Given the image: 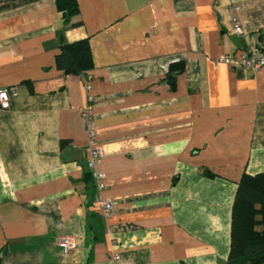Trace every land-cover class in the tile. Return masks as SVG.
I'll list each match as a JSON object with an SVG mask.
<instances>
[{
	"label": "crops",
	"instance_id": "1",
	"mask_svg": "<svg viewBox=\"0 0 264 264\" xmlns=\"http://www.w3.org/2000/svg\"><path fill=\"white\" fill-rule=\"evenodd\" d=\"M77 3L65 22L55 0H0V87L17 88L0 111V264L225 262L237 183L264 172V64H236L264 50V0ZM80 38L93 65L66 73L59 43ZM63 235L75 241L67 253Z\"/></svg>",
	"mask_w": 264,
	"mask_h": 264
},
{
	"label": "trees",
	"instance_id": "2",
	"mask_svg": "<svg viewBox=\"0 0 264 264\" xmlns=\"http://www.w3.org/2000/svg\"><path fill=\"white\" fill-rule=\"evenodd\" d=\"M55 3L65 22L79 10L77 0H55ZM55 64L66 73L83 74L93 65L87 38L70 42L62 39ZM182 67V60L169 64L167 77L170 81L174 77L172 72ZM219 264H264V172H245L237 183L231 212L229 254L227 260Z\"/></svg>",
	"mask_w": 264,
	"mask_h": 264
},
{
	"label": "built area",
	"instance_id": "3",
	"mask_svg": "<svg viewBox=\"0 0 264 264\" xmlns=\"http://www.w3.org/2000/svg\"><path fill=\"white\" fill-rule=\"evenodd\" d=\"M234 30L238 33H242L240 25L234 21ZM250 48H246L241 51L237 57L236 64L238 66H248L258 68L264 64V50L258 55H252L249 53ZM218 61L225 63H232V59L228 55H221ZM86 93V103L81 110V115L86 123V131L88 136V166L91 171V176L94 180L95 187L100 193L104 188L105 173L100 168V162L103 156V152L100 147V143L95 138V129L92 120V106L95 100V95L92 92V84L89 79L84 80L83 83ZM17 95V88L15 85L7 87H0V111L8 109L11 106V98ZM100 208L105 217H109L113 210V202L107 197L100 196ZM57 243L60 246L63 253L69 252L74 246L75 241L72 237L63 235L58 237Z\"/></svg>",
	"mask_w": 264,
	"mask_h": 264
}]
</instances>
